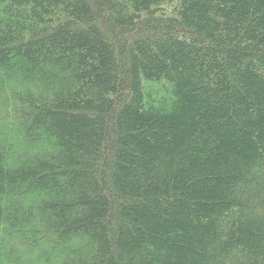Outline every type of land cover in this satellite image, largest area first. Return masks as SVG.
<instances>
[{
	"label": "trees",
	"instance_id": "obj_1",
	"mask_svg": "<svg viewBox=\"0 0 264 264\" xmlns=\"http://www.w3.org/2000/svg\"><path fill=\"white\" fill-rule=\"evenodd\" d=\"M0 264H264V0H0Z\"/></svg>",
	"mask_w": 264,
	"mask_h": 264
}]
</instances>
